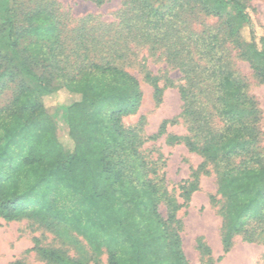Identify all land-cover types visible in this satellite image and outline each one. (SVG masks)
Here are the masks:
<instances>
[{
  "label": "trees",
  "instance_id": "obj_1",
  "mask_svg": "<svg viewBox=\"0 0 264 264\" xmlns=\"http://www.w3.org/2000/svg\"><path fill=\"white\" fill-rule=\"evenodd\" d=\"M38 1L23 14L11 4L0 21V100L11 92L0 104V219L26 221L59 240L75 234L90 251L70 258L34 240L32 251L44 264H99L103 253L106 264H188L176 213L210 166L220 198L223 255L236 237L264 242L258 113L226 54L227 48L236 52L264 83V34L256 36L249 7L241 0H123L112 23L88 16L68 37L50 0ZM89 1L102 6L110 0ZM208 18L220 24L197 23ZM141 51L181 75L177 92L187 130L182 137L167 134L175 121L166 120L146 140L165 136L168 146L182 145L203 159L178 186L181 205L156 162L141 154V128L122 124L138 113L143 97L127 68H137L156 104L174 87L167 78L160 86ZM62 90L80 95L65 112L68 147L59 142L43 103ZM196 249L209 257L201 238Z\"/></svg>",
  "mask_w": 264,
  "mask_h": 264
},
{
  "label": "rangeland",
  "instance_id": "obj_2",
  "mask_svg": "<svg viewBox=\"0 0 264 264\" xmlns=\"http://www.w3.org/2000/svg\"><path fill=\"white\" fill-rule=\"evenodd\" d=\"M51 8L60 17V27L64 35L72 37L71 29L76 23L85 17L92 16L99 23L109 24L115 20V15L121 9L123 0H110L102 6H96L89 0H50ZM249 7V14L254 25L256 36L264 34V0H241ZM16 4L20 13L32 11L38 0H0V21L3 20L7 8ZM21 19H24L22 16ZM203 27H217L220 23L212 18L199 19ZM26 27L25 22L22 23ZM203 27L198 29H203ZM196 29V26H194ZM227 61L229 69L245 85V93L251 99L258 113L257 129L259 132L257 146L264 161V83L259 82L253 75L249 62L238 58L236 52L227 48ZM146 58V66L149 71L160 78V86L164 79H170L174 83L173 88L165 89L161 102L156 104L152 97L151 88L143 81L137 68H127L139 82L142 92V103L138 113L122 120L125 128L140 127V136L144 143L140 148L141 154L147 161L156 162L157 174L164 179L167 191L181 205L178 186L188 180L192 171L196 170L203 159L197 154L190 153L182 146H168L165 136L155 141L146 140L155 135L163 121H175L168 124L167 134L186 136L187 130L183 119L180 118L182 103L177 92V87L182 84L181 75L177 70L167 66L162 58L157 55L147 57L144 51L139 52V58ZM11 92H5L0 104L10 99ZM80 101V95L60 91L57 94L43 99L48 116L56 128L59 142L69 146L66 133L65 112L66 109ZM213 127L219 123L215 118L210 119ZM207 173H201L198 181V190L194 192L185 207L176 213V219L182 223L179 233L181 248L188 264H264V242L246 243L241 237L233 240L232 247L225 255L221 247V218L218 214L220 198L217 196L216 177L210 166H206ZM214 198V203L210 199ZM162 218L166 217V208L159 206ZM264 237V232H262ZM201 238L208 247L209 257L203 256L196 249V241ZM34 240L39 247L57 249L64 252L70 258H77L80 253L89 255L90 251L82 238L75 234H69L66 239L59 240L47 231L26 221L6 223L0 219V264H11L22 261L24 264H44L32 251ZM220 259V260H219ZM99 264H106V255L103 253ZM92 264V263H89Z\"/></svg>",
  "mask_w": 264,
  "mask_h": 264
}]
</instances>
